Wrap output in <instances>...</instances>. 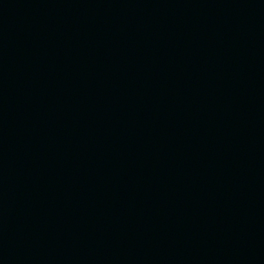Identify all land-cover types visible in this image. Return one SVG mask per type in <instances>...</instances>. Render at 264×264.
Returning <instances> with one entry per match:
<instances>
[{"label":"water","instance_id":"obj_1","mask_svg":"<svg viewBox=\"0 0 264 264\" xmlns=\"http://www.w3.org/2000/svg\"><path fill=\"white\" fill-rule=\"evenodd\" d=\"M0 264H264V0H0Z\"/></svg>","mask_w":264,"mask_h":264}]
</instances>
